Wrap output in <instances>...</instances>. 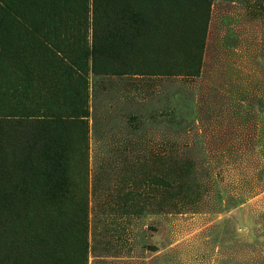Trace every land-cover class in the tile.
<instances>
[{
	"label": "rangeland",
	"instance_id": "1",
	"mask_svg": "<svg viewBox=\"0 0 264 264\" xmlns=\"http://www.w3.org/2000/svg\"><path fill=\"white\" fill-rule=\"evenodd\" d=\"M136 3L135 46L107 72L88 57L85 97L65 104L86 114L85 151L76 127L67 155L87 264H264V0ZM93 21V0H0V264H16L2 252L17 190L33 187L19 119L47 71L41 36L69 38L78 60Z\"/></svg>",
	"mask_w": 264,
	"mask_h": 264
},
{
	"label": "trees",
	"instance_id": "2",
	"mask_svg": "<svg viewBox=\"0 0 264 264\" xmlns=\"http://www.w3.org/2000/svg\"><path fill=\"white\" fill-rule=\"evenodd\" d=\"M120 1L93 0V45L90 50L79 46L78 60L69 47V38L56 32L41 36V61L47 71L39 78L40 94H34L31 101L26 96L30 104L35 102L36 109L31 105L35 112L19 119L34 127L23 141L32 155L20 162L31 169V178L25 181L32 182L33 187L17 190L16 242H6L2 252L6 259L16 253V264H87L86 213L83 206L78 210L80 216L72 218L74 193L69 188L71 159L67 155V135L76 127L81 134V150L85 151L86 114L84 108H65V104H78L85 97L84 88L76 89L74 83L83 80L88 57L91 70L107 72L120 64L122 50L135 46L134 33L145 24L148 11L137 0H126L124 7ZM102 58L108 60L105 66L99 64ZM21 80L31 83L30 71Z\"/></svg>",
	"mask_w": 264,
	"mask_h": 264
}]
</instances>
